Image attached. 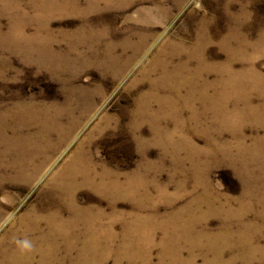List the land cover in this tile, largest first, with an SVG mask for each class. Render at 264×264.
Listing matches in <instances>:
<instances>
[{
	"label": "rangeland",
	"instance_id": "1",
	"mask_svg": "<svg viewBox=\"0 0 264 264\" xmlns=\"http://www.w3.org/2000/svg\"><path fill=\"white\" fill-rule=\"evenodd\" d=\"M19 252L264 264V0H0V264Z\"/></svg>",
	"mask_w": 264,
	"mask_h": 264
},
{
	"label": "bare ground",
	"instance_id": "2",
	"mask_svg": "<svg viewBox=\"0 0 264 264\" xmlns=\"http://www.w3.org/2000/svg\"><path fill=\"white\" fill-rule=\"evenodd\" d=\"M237 74V73H236ZM175 75V74H174ZM258 76V75H257ZM251 80H252V78H251ZM256 83H257V81H256ZM256 87V86H255ZM207 90H208V88H207ZM206 95H208V96H210L209 95V93H208V91L207 92H204V98L205 97H208V96H206ZM202 97V98H203ZM213 98V97H212ZM219 100V99H218ZM227 106V105H226ZM218 110V109H217ZM259 112V111H258ZM79 157V156H78ZM73 178H75L74 176H73ZM72 181H74V180H72ZM112 184H114V185H112ZM116 183H111L110 185H108V186H110V187H115L116 185H115ZM104 186H106V185H104ZM114 189V188H113ZM83 214V213H82ZM52 217V216H51ZM60 219V218H59ZM49 220V219H48ZM53 220V219H52ZM61 220V219H60ZM52 222H54V221H52ZM60 222V221H59ZM82 222V221H81ZM80 222V223H81ZM69 224V223H68ZM63 225H65L64 223H60V224H58L57 226H58V228H57V230L59 231V233H61V230L62 229H64L63 228ZM80 225V224H79ZM67 229V228H66ZM140 230V229H139ZM31 231V230H30ZM52 231V230H51ZM63 233V232H62ZM51 235V234H50ZM62 235V234H61ZM58 237V236H57ZM63 237L64 238H67V237H69V236H67V235H63ZM64 238H62V239H64ZM47 239V238H46ZM49 239V238H48ZM79 239V238H78ZM50 240V239H49ZM215 247V246H214ZM18 251V250H17ZM40 251V250H39ZM20 253V252H19ZM45 253V252H44ZM47 253V252H46ZM20 254H22V252L20 253ZM20 254H18V255H20ZM33 254L34 253H28V254H26V253H23L22 255L24 256V258H25V260H26V264H32V263H34L33 262ZM12 255V254H11ZM109 255V254H108ZM21 257V256H20ZM103 261H105V259H103Z\"/></svg>",
	"mask_w": 264,
	"mask_h": 264
},
{
	"label": "clouds",
	"instance_id": "3",
	"mask_svg": "<svg viewBox=\"0 0 264 264\" xmlns=\"http://www.w3.org/2000/svg\"><path fill=\"white\" fill-rule=\"evenodd\" d=\"M18 243H20L23 248H26V249L27 248H31V243L29 241H27V240L20 241Z\"/></svg>",
	"mask_w": 264,
	"mask_h": 264
}]
</instances>
